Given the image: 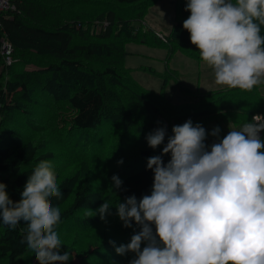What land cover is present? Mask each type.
Returning a JSON list of instances; mask_svg holds the SVG:
<instances>
[{"label": "trees", "instance_id": "16d2710c", "mask_svg": "<svg viewBox=\"0 0 264 264\" xmlns=\"http://www.w3.org/2000/svg\"><path fill=\"white\" fill-rule=\"evenodd\" d=\"M9 1L13 8L0 13V39L11 44L12 59L6 65L0 53V181L15 202L27 176L48 164L63 192L49 203L60 209L55 230L61 252H71L68 264H114L109 241L127 243L134 229L122 226L114 206L106 222L93 211L103 199L115 204L149 192L153 174L146 158L160 154L163 143L152 149L145 135L166 126V143L172 126L189 118L206 133L212 121L238 128L253 114H264V83L210 91L178 84L193 99L174 102L165 86L156 92L133 78L124 62L128 42L202 61L182 27L189 15L186 0H176L165 41L139 24L157 0ZM113 174L123 182L117 193L109 187ZM22 227L0 224V264H38L19 245ZM133 255L125 253L119 264Z\"/></svg>", "mask_w": 264, "mask_h": 264}, {"label": "clouds", "instance_id": "9594fccd", "mask_svg": "<svg viewBox=\"0 0 264 264\" xmlns=\"http://www.w3.org/2000/svg\"><path fill=\"white\" fill-rule=\"evenodd\" d=\"M185 10L182 27L215 84L251 90L264 83V0H186ZM262 130L264 114L257 113L222 138L219 126L206 133L191 118L173 125L166 143V126L147 133L148 147L163 143L160 154L146 158L153 174L149 192L115 204L103 199L92 210L106 222L114 206L122 226L134 229L127 243L109 241L115 252L133 253L128 264H264ZM207 135L217 139L206 144ZM110 181L116 193L123 190L117 174ZM62 195L46 163L27 176L15 202L0 181V224L23 226L19 245L38 264L72 258L69 250L61 252L55 230L61 213L49 203Z\"/></svg>", "mask_w": 264, "mask_h": 264}, {"label": "rangeland", "instance_id": "374dc122", "mask_svg": "<svg viewBox=\"0 0 264 264\" xmlns=\"http://www.w3.org/2000/svg\"><path fill=\"white\" fill-rule=\"evenodd\" d=\"M175 15V0H157L155 4L148 7L143 20L136 24L139 23L143 28H149L155 33L164 35L172 28ZM124 49L127 52L124 62L128 68L132 69L133 78L142 86L156 92L161 90L162 86H165L166 95L171 101L184 102L193 99L191 95L184 94L178 88V84L198 91H210L227 87L215 84L213 70L203 61H198V59L189 57L180 51L170 56L167 54L165 47L138 42H128L124 45ZM167 63L168 68L165 70ZM168 73L171 75L166 77ZM165 79H167L166 82ZM164 82L165 85H163ZM214 126H219L221 138L229 131V128H234L232 124L221 125L216 121H212L207 126L208 132ZM216 139V137L207 135L205 143L211 144ZM163 159L166 161L168 156L165 154ZM93 187H95L94 191L97 192L99 186L93 184ZM119 245L117 243L115 246ZM124 255L115 252L114 264H119ZM73 264H80L79 260L74 259Z\"/></svg>", "mask_w": 264, "mask_h": 264}, {"label": "built area", "instance_id": "2783aa9c", "mask_svg": "<svg viewBox=\"0 0 264 264\" xmlns=\"http://www.w3.org/2000/svg\"><path fill=\"white\" fill-rule=\"evenodd\" d=\"M13 8L10 4L9 0H0V13L7 11L8 9ZM107 23H103V26H106ZM158 37L162 40L165 41L164 37L162 35L157 34ZM0 53L3 57L4 63L6 65L11 64V44L7 41L5 36H2L0 39ZM259 135L262 137L263 135V130L259 133ZM36 263L37 261H33Z\"/></svg>", "mask_w": 264, "mask_h": 264}, {"label": "crops", "instance_id": "0c3cea01", "mask_svg": "<svg viewBox=\"0 0 264 264\" xmlns=\"http://www.w3.org/2000/svg\"><path fill=\"white\" fill-rule=\"evenodd\" d=\"M175 3H176V0H175ZM175 22V21H174ZM174 24V23H173ZM160 34V33H159ZM168 34V33H167ZM164 35H166V34H164ZM159 47H162V46H159ZM167 54L168 55H173V53H169L168 51H167ZM167 68H168V63L166 64V68H165V70H167ZM131 71H132V69H131ZM152 71V70H151Z\"/></svg>", "mask_w": 264, "mask_h": 264}]
</instances>
